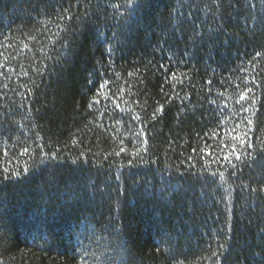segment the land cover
<instances>
[{
    "label": "trees",
    "instance_id": "obj_1",
    "mask_svg": "<svg viewBox=\"0 0 264 264\" xmlns=\"http://www.w3.org/2000/svg\"><path fill=\"white\" fill-rule=\"evenodd\" d=\"M121 2L71 0L73 19L58 21L68 0H0V44L11 45L0 52L15 69H0L8 77L0 76V179L4 167L21 172L0 183V264H84L85 249L87 264H173L174 258L261 264L264 163L243 166L235 177L213 163L210 170L225 172L223 182L208 170L201 177L186 168L203 167L202 160H187L194 137L215 127L214 107L232 108L241 78L257 77V117L264 113V58L252 60L264 53V0H218V11L213 0H138L126 18L110 6ZM58 32L68 47H60ZM160 64L186 74L183 85L173 81L181 97L190 93L183 112L160 92L162 78L152 67ZM102 78H111V91H102L109 97L115 92L118 100L96 94ZM94 96L100 103L89 108ZM156 101L165 112L150 120ZM141 126L147 134L142 158L130 155ZM261 127L257 123L250 133L257 151ZM37 143L57 157L40 159ZM24 146L29 154L20 155ZM120 147L126 152L116 156ZM218 244L224 245L219 260L212 256Z\"/></svg>",
    "mask_w": 264,
    "mask_h": 264
},
{
    "label": "snow or ice",
    "instance_id": "obj_2",
    "mask_svg": "<svg viewBox=\"0 0 264 264\" xmlns=\"http://www.w3.org/2000/svg\"><path fill=\"white\" fill-rule=\"evenodd\" d=\"M81 0H76L77 4H80ZM214 3L217 4V11L219 10L218 0H213ZM69 7L61 9L60 12L56 13V19L58 21H64V20H72L73 15L71 14V0H68ZM116 10L117 15H120L123 18H126L125 13L131 14V11L135 10V7L138 6V0H122L121 3H113L110 5ZM254 6V5H253ZM205 7H208L207 4H205ZM120 9H123L124 11L121 12ZM211 11V9H209ZM179 11V10H177ZM180 16H183L184 13L180 12ZM188 15H193L192 11L188 12ZM76 20H80V16H75ZM50 22V21H48ZM193 23H195L193 21ZM57 28L60 31H67V28H61L59 24H57ZM193 31L200 35L199 26H197ZM57 36L60 47L66 48L68 47L67 44V37H61L59 36V32L54 34ZM115 36L116 33H113ZM194 38V37H190ZM8 37L5 36V40H7ZM34 39V37H33ZM53 44V50L57 51V48L55 47L57 44V40H52ZM0 47H4L5 49L7 47H11V45L7 44H0ZM24 48H28V45L25 44ZM109 51L111 52L112 49L110 48ZM184 55H188L187 52L184 53ZM0 56H4L3 52H0ZM257 57L264 58V53L256 52L253 56L252 60L254 61ZM60 57L57 56V61H59ZM3 63H0V69H5L6 71L14 72L15 69L9 68L7 61L8 57L4 56ZM169 61H172V57H169ZM252 61H249L251 63ZM99 64V61L97 62ZM151 63V62H150ZM156 72H159L162 78V84L160 87V92L165 98V102L167 104H171L173 99H176L182 106L181 111L183 112L186 108L185 101L190 100V93L185 91V94L183 97L180 96V93L178 91H175V85L173 84V81L176 82V84H184V79L182 77L186 76V74H180L177 75L176 71L169 72V67L165 64H160L159 68H155V66H152ZM238 68H240L242 71V66L238 65ZM141 70L138 69L136 74H139ZM143 71H149V67L145 66ZM24 75H27V72H24ZM97 75H100L99 72H97ZM118 75V74H117ZM129 75H134V73H129ZM0 76H5L7 79L8 77L5 75V72L0 71ZM141 82L143 81V77L141 76ZM111 82V78H102V82H99L98 88H95V92L97 95H104L105 100L113 99L118 100L119 97H117L116 93L113 92L112 96L109 97L104 91L107 90L111 91L110 88H108V85ZM89 83H93V74H89ZM209 85L212 84V81L209 80L207 82ZM221 84H227L228 81L221 80ZM241 83L243 84V87H241L240 84H236L235 87L237 89L236 94V100L235 104L230 108L228 111H225L229 106L227 104H224L222 106H216L215 100H210L209 103L216 106L212 109V115L215 116L216 123L215 127L208 130V132L205 133L204 136H201L199 133L196 134L194 137L196 143L194 146L191 147V154L187 157L188 161H194L195 159H199L203 161V167L200 170H196L195 163H189L186 171L190 175H199L201 177L205 176V170L207 171V175L215 178L217 175H219L220 180L223 182L226 180L225 172L219 171V168L217 170L212 171L210 170L211 165L213 163L224 167L225 171H230V176L235 177L239 172L242 171L243 166L252 167L253 163H264V140H260V150L257 151L252 143L251 135L250 133L253 132L254 127L257 125V123L264 125V113L261 114V117H257V113L260 111V109L257 107V105L260 103V97L256 94L258 90H260V82L257 80L256 76H252L251 81L248 80L247 77L241 78ZM172 85V89L170 91H166L164 85ZM189 84H192L191 80L189 79ZM8 86L7 84H4V88L6 89ZM192 87H195L194 84H192ZM31 91V89H29ZM120 91H123L121 88ZM181 91H184L182 88ZM208 92L212 91V88L207 89ZM218 96H223V93H217ZM93 102L96 104H99L100 101L93 97V101L89 103L88 107L92 108ZM136 103H140L139 101H136ZM158 107H156L150 114V120H156L157 114H163L165 112V105L161 104L160 101L155 102ZM125 104L127 105V101H125ZM238 106V107H237ZM115 107L117 109H120V111H125V109L120 108V104L116 103ZM133 120H140L139 116H133ZM116 123H120V121H116ZM260 131L264 133V127L260 128ZM147 134L144 131V126H141L140 130L134 133V138L137 140V145H135V151L131 152L130 155L133 157L140 156L142 158V153L147 152V148L144 147L145 144H147L146 139H141V137H145ZM37 139H41L39 137V134H37ZM121 144H123V141H121ZM171 146V145H170ZM45 145L37 143L35 145L36 149L40 150V153L42 154L40 156V159L44 158H56L57 152L53 151L49 155L48 152H44ZM252 149V151H249ZM121 152H126V149L124 147H120V150L115 152L116 156H119ZM29 154V147L24 146L22 152L20 155H26ZM4 156H8V150L5 149ZM32 155H36L35 150H33ZM9 165L11 164V160L8 161ZM131 164V161H129ZM25 172L28 171V167L25 166L23 169ZM21 175V172L16 169H11L10 167H4L3 168V178L0 179V183H3L5 180H10L13 177H19ZM117 179H119V176H117ZM244 187H247L245 185ZM253 192H256V188L251 189ZM259 191L264 192V184H261ZM225 199L228 202V205L231 204V192L228 191L227 197ZM226 211H231L230 207L226 205ZM107 227V226H104ZM115 227V225H113ZM261 238L264 239V228L260 229ZM218 240L219 238L216 237ZM2 240V238H0ZM224 248L223 244H218V247L215 251L212 252V256L216 257L217 260H219V256L222 254V249ZM160 249L157 248V252H159ZM165 251H168V249H165ZM88 255L87 250L85 249L83 252H81L80 257L81 260L84 261V264H87V261L84 260V258ZM173 264H183V261L179 258L173 259ZM261 264H264V257H262Z\"/></svg>",
    "mask_w": 264,
    "mask_h": 264
}]
</instances>
